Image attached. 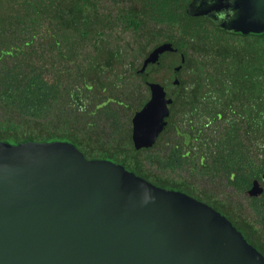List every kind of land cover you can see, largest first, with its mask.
Here are the masks:
<instances>
[{
  "label": "trees",
  "instance_id": "obj_1",
  "mask_svg": "<svg viewBox=\"0 0 264 264\" xmlns=\"http://www.w3.org/2000/svg\"><path fill=\"white\" fill-rule=\"evenodd\" d=\"M189 1L0 0V144L63 142L212 210L240 194L264 175V33L219 30ZM149 83L168 114L134 150ZM253 209L264 241V198Z\"/></svg>",
  "mask_w": 264,
  "mask_h": 264
},
{
  "label": "water",
  "instance_id": "obj_2",
  "mask_svg": "<svg viewBox=\"0 0 264 264\" xmlns=\"http://www.w3.org/2000/svg\"><path fill=\"white\" fill-rule=\"evenodd\" d=\"M185 13L227 33H264V0H190ZM147 86L148 100L129 121L134 150L153 145L168 114L170 99L162 87ZM260 193L252 184L245 194ZM0 264H264V259L206 205L156 188L110 161L86 160L66 143L44 142L0 144Z\"/></svg>",
  "mask_w": 264,
  "mask_h": 264
},
{
  "label": "flooded vegetation",
  "instance_id": "obj_3",
  "mask_svg": "<svg viewBox=\"0 0 264 264\" xmlns=\"http://www.w3.org/2000/svg\"><path fill=\"white\" fill-rule=\"evenodd\" d=\"M172 78H176V75H172ZM252 184L257 185L261 190L260 195L257 197H249L245 194ZM263 184L264 175L260 176L259 179H252L249 185L243 189L240 194L235 193L233 187H229L226 192L228 195L225 205H222L220 208H215L214 211L223 217L241 236L244 242L264 259V241L261 240L256 232L258 222L253 209V203L264 198Z\"/></svg>",
  "mask_w": 264,
  "mask_h": 264
},
{
  "label": "rangeland",
  "instance_id": "obj_4",
  "mask_svg": "<svg viewBox=\"0 0 264 264\" xmlns=\"http://www.w3.org/2000/svg\"><path fill=\"white\" fill-rule=\"evenodd\" d=\"M164 73H160L159 75H157L156 77H155V80H160V78H161V76L163 75ZM263 189H264V184H263Z\"/></svg>",
  "mask_w": 264,
  "mask_h": 264
}]
</instances>
